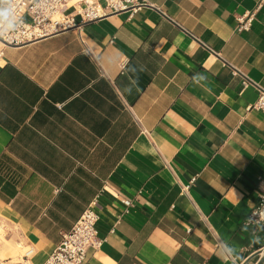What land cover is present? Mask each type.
Listing matches in <instances>:
<instances>
[{"label": "crops", "instance_id": "crops-1", "mask_svg": "<svg viewBox=\"0 0 264 264\" xmlns=\"http://www.w3.org/2000/svg\"><path fill=\"white\" fill-rule=\"evenodd\" d=\"M86 1L103 4L70 0L65 13L80 21ZM145 1L0 43V264H45L93 203L103 244L84 264L263 256L264 226L245 220L264 188V113L250 108L264 0Z\"/></svg>", "mask_w": 264, "mask_h": 264}, {"label": "built area", "instance_id": "built-area-1", "mask_svg": "<svg viewBox=\"0 0 264 264\" xmlns=\"http://www.w3.org/2000/svg\"><path fill=\"white\" fill-rule=\"evenodd\" d=\"M70 0H0V43L19 46L27 44L81 23L101 19L122 11L135 13L145 6V0H103V4L86 1L76 15L66 14ZM258 10V8H257ZM257 10L238 17V31L251 28ZM0 53V60L2 58ZM124 65H122V68ZM238 75V72H234ZM247 84V81H244ZM250 108L264 113V89ZM187 191L189 185L184 187ZM95 203L88 206L74 227L63 234L62 241L48 257L45 264H84L89 249H99L103 240L99 237L97 223L99 214ZM250 227L264 226V188L260 187L258 201L245 220ZM34 253L32 247L25 249L26 258Z\"/></svg>", "mask_w": 264, "mask_h": 264}, {"label": "bare ground", "instance_id": "bare-ground-1", "mask_svg": "<svg viewBox=\"0 0 264 264\" xmlns=\"http://www.w3.org/2000/svg\"><path fill=\"white\" fill-rule=\"evenodd\" d=\"M17 247H18V245H17ZM16 248V247H15ZM14 248V249H15ZM17 249V248H16ZM20 249V248H19ZM9 250V249H8ZM8 252H10V254H12L11 256H13L14 258H13V262L15 263L16 262V258H15V255H14V252H15V250H10V251H8ZM10 254H3L5 257L7 256V255H10ZM17 254V253H16Z\"/></svg>", "mask_w": 264, "mask_h": 264}, {"label": "water", "instance_id": "water-1", "mask_svg": "<svg viewBox=\"0 0 264 264\" xmlns=\"http://www.w3.org/2000/svg\"><path fill=\"white\" fill-rule=\"evenodd\" d=\"M262 252H263V256L261 257V259H260L258 264H262L264 262V251H262Z\"/></svg>", "mask_w": 264, "mask_h": 264}]
</instances>
